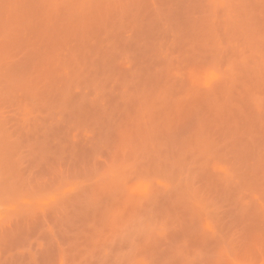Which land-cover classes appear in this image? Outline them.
<instances>
[{"label": "rangeland", "instance_id": "obj_1", "mask_svg": "<svg viewBox=\"0 0 264 264\" xmlns=\"http://www.w3.org/2000/svg\"><path fill=\"white\" fill-rule=\"evenodd\" d=\"M0 264H264V0H0Z\"/></svg>", "mask_w": 264, "mask_h": 264}]
</instances>
